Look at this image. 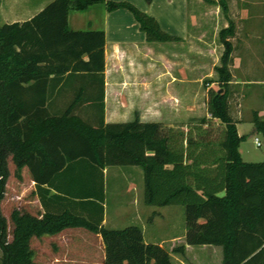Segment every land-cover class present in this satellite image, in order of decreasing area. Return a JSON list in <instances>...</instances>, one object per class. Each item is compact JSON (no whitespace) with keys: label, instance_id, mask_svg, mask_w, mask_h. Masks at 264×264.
Here are the masks:
<instances>
[{"label":"trees","instance_id":"obj_1","mask_svg":"<svg viewBox=\"0 0 264 264\" xmlns=\"http://www.w3.org/2000/svg\"><path fill=\"white\" fill-rule=\"evenodd\" d=\"M93 6L127 10L149 43L179 41L125 1L54 0L28 21L0 25V204L10 159L17 179L28 169L44 209L41 218L14 210L10 241L0 210V264H36L32 238L74 228L100 235L104 264H174L166 249L144 243L139 227L102 226V172L113 166L142 168L146 205L184 208V243L173 254L184 257L186 246H212L220 248L221 264H264V161L244 162L239 153L249 136L264 138V118L254 113L251 135L240 137L230 116L227 39L233 25L219 34L224 50L215 71L221 92L208 93L205 118L171 126L138 119L105 124L104 32L70 31L67 24L69 13ZM63 81L82 86L58 109L50 101L62 94L55 87ZM83 103L94 105L89 110L99 116L97 124L76 113Z\"/></svg>","mask_w":264,"mask_h":264},{"label":"crops","instance_id":"obj_2","mask_svg":"<svg viewBox=\"0 0 264 264\" xmlns=\"http://www.w3.org/2000/svg\"><path fill=\"white\" fill-rule=\"evenodd\" d=\"M52 1L54 0H34L32 4L31 0H16V5L22 6L19 11L22 13L21 17L25 18L4 24L28 21ZM111 1L130 2L153 17L162 31L179 41L147 42L144 33L127 10L106 12L102 6H93L82 12L99 18L98 23L93 22L92 17L88 18L85 31H103L105 35L102 101L105 124L129 123L138 119L141 123L171 126L205 118L208 93L221 91L215 71L220 66L224 50L219 34L231 23L234 35L227 39L232 49L229 66V113L235 122L238 135H251L253 114L257 113L259 118H264V0ZM223 4L226 7L225 14L221 8ZM72 13L68 15V29L83 31L72 28L78 27L80 23L78 17L72 16ZM65 82L55 87V92L61 90L62 94L53 103L50 101L58 109H65L74 93L82 86L80 82ZM92 106L94 105L91 103L80 104L76 113L95 125L99 122V116L89 110ZM250 137L252 136L248 138ZM255 139L257 138H254V142ZM242 143L239 146L241 158ZM112 168H116L117 173L111 172ZM21 173L20 179L30 183L33 196L29 202L32 207L25 212L41 218L44 209L35 194V184L26 167ZM102 173L105 194L102 226L108 230H121L111 228L113 226L106 228V183L110 179L116 180L118 175L128 180V191L134 195L129 203L135 215L132 219L143 223L146 210H151L152 206L145 204L142 168L113 166L106 167ZM63 182L66 183L64 180ZM42 188L48 189L47 186ZM54 193L51 190V194ZM163 208L151 210V222L162 221V217L164 219L161 214ZM55 209L57 207L46 208L50 212ZM118 212V215L125 214L123 209ZM7 223L8 237H11L13 226L10 220ZM177 226L173 228L170 223L168 227L173 228L172 231L160 236L148 233L144 225L136 227L141 229L145 244L159 245L166 249L174 264H194L190 257L197 250L207 251L209 256L218 257L221 254V251L212 246H186L184 257L173 254L172 249L184 243L186 233V227L183 229L182 223ZM29 246L36 264H104L105 260L100 235L81 228L66 229L54 236L32 238ZM221 259L222 256L216 264H221Z\"/></svg>","mask_w":264,"mask_h":264},{"label":"rangeland","instance_id":"obj_3","mask_svg":"<svg viewBox=\"0 0 264 264\" xmlns=\"http://www.w3.org/2000/svg\"><path fill=\"white\" fill-rule=\"evenodd\" d=\"M31 3L33 4L34 0H31ZM21 7L22 6L16 5V0H0V25H3L5 22H13L25 18L24 16L21 17L22 13L19 12L22 9ZM28 15L29 14H27V16ZM71 15L78 17L77 19H79L80 21V23H78L77 25L78 27L72 26V28H78L79 30L85 31L89 23L88 18L92 17L91 13L82 14L73 12ZM92 18L93 22H99V18ZM203 118H197V120L195 121ZM254 138H257V140L261 143V147H256V145L254 144ZM241 149L243 151L242 159L244 162L258 163L264 161V138H262L261 136L257 135L248 138L242 143ZM8 171L9 177L6 182L5 196L0 204V210L3 217L9 222L10 215L14 210L25 212L27 208L32 207L29 202L32 201L33 196L31 194L32 191L30 188V183H28V181H24L22 178L19 182V179L15 177L14 165L12 164L10 159L8 160ZM111 172L117 173V169L112 168ZM106 196V217L108 222L106 228H110L111 226H113L111 228L123 229L128 226L144 225L147 228L146 230L148 233H156L158 234V236L163 234L165 235V233L167 232L169 233L174 227L177 226L178 223H182V228L185 229V213L182 206L164 207L161 212L162 216H164V219L162 217V221L155 220V222H151V219H153V212H151V210H155L158 207H152V209L149 211L146 210V213L142 218L143 223H137V221H135V218L132 219L133 217H135V215L133 214L132 206H130L129 203L134 195H131L128 191V180L119 175L116 180L110 179L108 180V183H106ZM121 209L124 210L125 214L118 215V210L120 211ZM170 223L173 227L171 229L168 227ZM10 239L11 237H8V240ZM214 248L221 251L219 247ZM192 255L190 258L192 259L194 264H216L217 262H219V259L221 257L220 253L218 257L213 255L209 256V253H207V251L201 250H197V252Z\"/></svg>","mask_w":264,"mask_h":264},{"label":"built area","instance_id":"obj_4","mask_svg":"<svg viewBox=\"0 0 264 264\" xmlns=\"http://www.w3.org/2000/svg\"><path fill=\"white\" fill-rule=\"evenodd\" d=\"M254 143H255L256 147H260L261 146V143L257 139H255Z\"/></svg>","mask_w":264,"mask_h":264},{"label":"water","instance_id":"obj_5","mask_svg":"<svg viewBox=\"0 0 264 264\" xmlns=\"http://www.w3.org/2000/svg\"><path fill=\"white\" fill-rule=\"evenodd\" d=\"M219 92H221V91H219Z\"/></svg>","mask_w":264,"mask_h":264}]
</instances>
